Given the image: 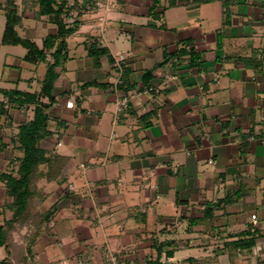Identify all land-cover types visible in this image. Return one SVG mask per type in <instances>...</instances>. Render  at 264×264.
<instances>
[{
  "label": "crops",
  "instance_id": "1",
  "mask_svg": "<svg viewBox=\"0 0 264 264\" xmlns=\"http://www.w3.org/2000/svg\"><path fill=\"white\" fill-rule=\"evenodd\" d=\"M104 2L109 11L78 1L67 59L55 68L41 146L71 166L39 187L57 223L14 264H74L83 250L100 259L106 244L128 264H264V0H162L158 17L153 0ZM20 11L19 33L39 46L57 32L47 17ZM2 35L0 89L39 92L54 47L33 63ZM96 37L107 51L95 57L87 45ZM124 95L129 105L116 112ZM0 101L3 224L12 200L3 173H16L19 126L35 104Z\"/></svg>",
  "mask_w": 264,
  "mask_h": 264
},
{
  "label": "trees",
  "instance_id": "2",
  "mask_svg": "<svg viewBox=\"0 0 264 264\" xmlns=\"http://www.w3.org/2000/svg\"><path fill=\"white\" fill-rule=\"evenodd\" d=\"M71 5L69 0H21L24 10H32L35 17H47L57 26L55 34L48 35L39 46L37 42L29 37L22 36L18 31V26L22 23V12L17 0H0V9L5 11L6 24L2 35L3 44H20L27 50L24 55L25 60L37 63L44 60L47 52L54 47V61L50 63L47 75L43 81L39 92L21 91L19 89H0V94L6 96L10 103L19 102L33 103L34 117L32 120L22 123L19 126L18 143L23 155L19 157L16 173L13 171L3 173L7 180V193L12 196V200L5 204V210L11 216L5 218L0 224V246H5L8 255L0 260V264H14L15 262H25L30 255L31 245L38 240L48 224L56 217L57 207L46 208L44 206L45 195L39 187V180H62L64 174L71 166V159L59 153L49 152L41 146V140L51 134L49 129L48 108L55 100L52 93L54 81L58 76L55 68L61 60L67 59V40L78 26V22L71 24L65 22L63 14H68L71 9L78 4L74 0ZM151 14L158 17L162 13L165 5L162 0H153ZM177 0H169V5H174ZM97 39V37H96ZM87 45L88 52L92 56H98L107 51V48L98 46V39ZM47 97L48 100L43 99ZM3 102L0 101V111H3ZM60 178V179H59ZM26 227L28 231L24 235L26 244L15 243L13 233L20 228Z\"/></svg>",
  "mask_w": 264,
  "mask_h": 264
},
{
  "label": "built area",
  "instance_id": "3",
  "mask_svg": "<svg viewBox=\"0 0 264 264\" xmlns=\"http://www.w3.org/2000/svg\"><path fill=\"white\" fill-rule=\"evenodd\" d=\"M99 1L95 2V6L96 7H105L106 11H109L110 9V5L109 3L106 4H102L99 5L100 3H98ZM104 23V22H103ZM103 23L101 24V28H103ZM121 58V57H120ZM176 76H172V78H175ZM168 79H166L167 81ZM119 81V80H118ZM129 97L127 95H124L121 99H119L117 101V105H116V112L123 110L124 108H127L129 105ZM68 106H72L73 102L72 101H68L67 102ZM81 166L83 168L86 167L85 163H81ZM72 185V184H70ZM252 220L256 221L257 220V214L253 213L251 215ZM122 253L120 251H116L113 250L108 244L104 245L103 249H102V257L100 259H97L93 254H91L90 252L83 250L80 253H78V255L75 258L74 264H128L124 261L121 260L122 258ZM43 264H47V263H43ZM51 264H71L68 259L63 258L60 259L58 261H55ZM134 264H149L148 262L145 261H138Z\"/></svg>",
  "mask_w": 264,
  "mask_h": 264
},
{
  "label": "rangeland",
  "instance_id": "4",
  "mask_svg": "<svg viewBox=\"0 0 264 264\" xmlns=\"http://www.w3.org/2000/svg\"><path fill=\"white\" fill-rule=\"evenodd\" d=\"M79 1V3H81V2H83V0H78ZM97 1H99L98 3H100L99 5H102V4H104V3H106V4H108L107 2H104V0H94V4L92 5V9H94V10H96L95 9V2H97ZM73 2H75L74 0H69V3H70V5L73 3ZM81 4H76V6H74L75 8H73L72 10H70L69 11V14L68 15H66V18H67V23H69L70 21H72V20H74V16L75 15H77V11H76V9L80 6ZM19 7H20V9L22 8V7H24L23 6V4H19ZM98 12V11H97ZM109 13V12H108ZM108 15V14H107ZM100 18V19H99ZM5 20H6V15H5V12L4 11H1L0 10V38H1V35H2V32H3V29H4V23H5ZM98 20H99V24H98V26H100L105 20H106V16H104V15H101V14H99V16H98ZM98 23V22H97ZM70 24V23H69ZM97 26V27H98ZM26 32L27 31H21V29H20V33L22 34V35H25L26 36ZM19 47H23V46H19ZM19 49H21L22 50V48H19ZM21 51H19L18 53H20ZM60 179V178H59ZM55 181H57V179L55 180ZM59 181V180H58ZM71 187H72V185H71ZM7 203V202H6ZM8 216L10 217L11 216V213L10 212H8ZM67 224H68V222H63L62 224H60V226L58 225V227L59 228H66V226H67ZM50 230V229H49ZM27 232H30V231H28L27 230V228L26 227H23V228H20L18 231H15L14 233H13V239H14V241H15V243L17 242V243H20V244H24L25 242H26V240L24 239L25 237H24V235L27 233ZM4 252H0V255H2Z\"/></svg>",
  "mask_w": 264,
  "mask_h": 264
}]
</instances>
